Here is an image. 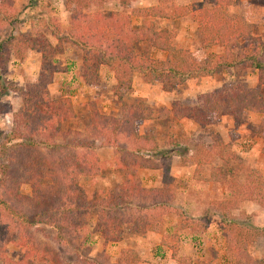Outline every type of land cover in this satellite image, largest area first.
I'll list each match as a JSON object with an SVG mask.
<instances>
[{
    "label": "trees",
    "instance_id": "16d2710c",
    "mask_svg": "<svg viewBox=\"0 0 264 264\" xmlns=\"http://www.w3.org/2000/svg\"><path fill=\"white\" fill-rule=\"evenodd\" d=\"M38 1L27 0L26 10L35 15L28 17L30 32L22 33V20L27 19L15 11L13 2L0 0V98L13 87L22 101V109L13 116V126L8 132H0V264H57L60 254L42 242L54 241L67 254L76 238L86 231L87 220L93 214H96L94 230L104 245L120 241L125 230L129 235L155 233L162 235L161 244L171 251L178 264H191L190 258L178 256L176 243L166 245L163 217L176 213L183 229L203 234L213 213L204 210L196 227L195 220L179 210L167 160L173 155L182 158L187 153L179 150L181 144L172 135L173 151H161L157 138L139 135L137 125L170 117L207 125L219 115L240 116L244 111L264 113L260 92L264 86V42L253 41L251 25L243 16L229 14L236 0H202L177 8L171 15L160 6L128 13L130 0H61L70 13L66 29L54 17L43 19L37 15ZM111 4L119 9L106 13L105 6ZM189 14L197 26L201 47H217L222 50L221 54L198 60L189 50L175 44L176 34L172 30H157L153 22L156 18L180 19ZM133 16L142 19L139 27L133 25ZM34 18L42 20L41 29L33 22ZM48 35L55 40V45ZM240 39L252 42L239 48ZM69 45L82 53L80 76L86 84H97L103 67L112 72L113 95L119 101H123V92L131 93L135 73L169 91L187 80L241 67L258 72V84L253 89L245 87L229 92L217 89L201 95L199 108L153 110L143 100L130 98L124 104L126 111L119 117L106 116L94 109L87 139L81 138L77 145L67 146L69 153L65 154L64 149L58 148L56 139L61 125L75 117L72 103L68 98L49 99L46 90L60 70L56 57ZM139 45L164 53L165 59L157 61L148 54H140ZM30 50L40 54L36 80L25 87L4 85L2 76L11 59L23 62ZM3 113L0 104V115ZM88 139L100 146L113 147L119 154L116 169L121 183L101 199L88 198L80 184L82 177H96L102 172V163L96 155L98 146ZM203 146L191 151L195 165L193 178L232 184L230 179L236 180L237 176L224 172V167L237 160L231 146L216 135L206 150ZM216 162L222 166L217 167ZM158 164L163 179L161 189H143L138 171ZM206 168L210 171L207 179L203 177ZM23 184L30 186V197L20 193L19 187ZM220 213V233L231 260L235 264H262L250 256L248 246L264 237L263 227L254 217L242 224ZM10 245L24 251L18 262L7 257ZM139 263L134 250H121L118 264Z\"/></svg>",
    "mask_w": 264,
    "mask_h": 264
},
{
    "label": "rangeland",
    "instance_id": "374dc122",
    "mask_svg": "<svg viewBox=\"0 0 264 264\" xmlns=\"http://www.w3.org/2000/svg\"><path fill=\"white\" fill-rule=\"evenodd\" d=\"M201 1L130 0L126 12L131 13L136 9L149 6H160L171 15L177 8ZM10 2L14 3L15 11L21 12L22 19H27L25 22L22 20L20 31L30 32V18L35 14L26 10L27 0H10ZM118 9L117 5L111 4L106 5L104 11L110 13ZM35 13L41 15L43 19L54 17L63 29L69 26L70 13L64 9L61 0H39ZM229 14L243 16L247 24L251 25L253 41L259 39L264 42V0H236L235 5L229 9ZM193 19V16L189 14L180 19L156 18L153 22L157 30H172L176 34L175 44L189 50L198 60L221 54L222 50L217 47L211 49L201 47L197 26ZM33 22L39 29L43 27L42 20L34 18ZM132 23L135 27H139L142 19L133 16ZM48 39L53 41L49 35ZM251 42V40L240 39L239 48H244ZM53 43L56 44L55 40ZM138 52L143 55L148 54L150 58L157 61L165 59L164 53L147 45H139ZM81 54L71 45L65 47L64 52L56 57L59 73L54 76L46 90L49 99L68 98L72 103L74 120L61 125L59 137L56 139L58 148L64 149L62 152L65 154L69 153L67 146L77 145L81 138L87 139L91 124V111L94 109L106 116L119 117L126 111L124 104L128 103L130 98H139L154 110L199 108L201 107L199 100L201 95L212 93L217 89L222 92L242 90L245 87L253 89L258 84V72L241 67L223 70L202 79L187 80L184 84L169 91H164L159 83H149L142 74L135 73L132 77L131 93L123 92V101H119L113 95L115 82L112 72L107 68L100 69L101 77L97 84L88 85L82 80L80 76ZM39 66L40 54L35 50H30L23 62L11 59L3 73L2 81L4 85L25 87L36 80ZM12 89L13 87L9 89L11 92H7V95L0 98L1 107L4 109V113L0 115L1 133L9 131L14 124L13 116L22 109L21 98ZM260 92L264 99V86L260 88ZM263 124L264 113L244 111L240 116L219 115L207 125H200L193 120H178L170 117L165 121L139 123L137 129L141 133L154 135L162 148H168L169 135L172 133V137H175L181 144L180 151L183 154L187 153L182 159L183 163L176 157L169 162L175 175L173 176L177 196L175 204L180 206L179 210L184 212L188 218L197 219L201 217L204 210L210 214L217 210L225 213L228 219L237 220L242 224H246L247 220L254 217L255 222L264 229ZM215 135L231 145L237 159L230 166L224 167V172L237 176L236 180L230 179L232 184L228 186L225 183L198 181L192 177L194 163L191 151L203 145L206 150V146L212 143ZM88 140L95 144L91 139ZM95 145L98 146V143ZM114 156L109 150L102 151L101 159L106 161L103 162L105 168L102 174L96 178H84L80 183L89 198L101 199L107 190L117 184L116 181L120 176L114 164L109 162ZM181 164L186 168L180 169ZM216 165L221 167L219 162H216ZM209 172V168H206L204 176L207 177ZM141 179L145 186L153 187L159 184L160 175L157 172L143 171ZM19 191L23 196H31V188L28 184L20 185ZM165 216L163 238L167 246H173L176 243L178 256L191 257L192 264H235L225 251L218 217H213L215 215L210 217L205 227L206 237L210 239L203 243V235L183 229L181 222L177 223L175 215ZM95 223L96 214H93L87 220L86 231L76 238L72 247L67 250V254H65L66 250L54 241L45 242L43 240L42 244L60 254L57 264H118L121 249L134 250L140 257V264H176L171 257V252L161 244L162 236L151 234L145 237L141 235L136 241V237H128V234L124 236L125 241L123 239V242L108 244L105 247L101 236L94 230ZM193 224L196 227L200 225L198 222H193ZM124 234H127L126 230ZM142 237L145 239L143 240ZM7 251L8 259L14 262H18L24 252L11 245L7 246ZM248 252L253 259L261 260L264 264V237L250 244Z\"/></svg>",
    "mask_w": 264,
    "mask_h": 264
},
{
    "label": "crops",
    "instance_id": "0c3cea01",
    "mask_svg": "<svg viewBox=\"0 0 264 264\" xmlns=\"http://www.w3.org/2000/svg\"><path fill=\"white\" fill-rule=\"evenodd\" d=\"M19 62V61H18ZM225 70H227V69H225ZM115 82V81H114ZM146 103V102H145ZM161 109H163V108H161ZM161 109H158V110H161ZM167 109H169V108H167ZM154 110V109H153ZM72 120H74V118L72 119ZM163 121H165V120H163ZM144 122H155V121H144ZM143 122V123H144ZM142 123V122H141ZM137 133L139 134V135H150V134H146V133H141V132H139L138 131V129H137ZM172 134V133H171ZM171 134L169 135V145H168V148H162L161 147V145H160V150L161 151H163V150H168V151H173V149L171 148ZM152 135V134H151ZM174 139H175V137H174ZM158 140V139H157ZM175 140H177V139H175ZM178 141V140H177ZM159 142V141H158ZM160 144V143H159ZM226 144H229V143H226ZM230 145V144H229ZM231 146V145H230ZM105 150H109V151H111L115 156L111 159V161H109L110 163H113L114 164V168H116V163H117V158H118V156H119V154L115 151V149L113 148V147H110V146H100V145H98V147H97V149H96V155H97V157H98V159L100 160V162L102 163V172H103V170H104V163L103 162H106V161H102V159H101V154H102V151H105ZM179 150H180V148H179ZM174 157H176V158H178L179 160H181V163H183L182 162V159H183V157L182 158H180L179 156H177V155H173L172 157H170L168 160H167V164L169 165V169H170V176H171V178L173 179V184H174V177L173 176H175L174 175V173H173V170H172V168H171V166H170V160H172V158H174ZM194 163V162H193ZM220 163V162H219ZM220 166H222V163H220ZM180 169H184V168H186L185 167V165H183V164H181L180 165V167H179ZM194 168H195V165H194ZM117 170V169H116ZM146 172V171H149V172H157L159 175H160V181H159V184L158 185H156V186H153V187H147V186H145L144 184H143V182H142V179H141V172ZM102 172H101V174H102ZM117 172H118V174H119V176H120V178L119 179H117V184L113 187V188H115L117 185H119L120 183H121V175H120V172L117 170ZM100 174V175H101ZM138 174H139V177H140V181H141V187L143 188V189H147V190H152V189H161V187H162V184H163V179H162V172H161V169H160V164H158L155 168L154 167H151V168H146V169H140L139 171H138ZM193 174H194V171H193ZM205 174V173H204ZM204 174H203V177L205 178V179H207L208 178V176H209V174L207 175V177H205L204 176ZM99 175V176H100ZM96 177H98V176H96ZM96 177H82V179H81V182L80 183H82V180L84 179V178H96ZM193 177V176H192ZM81 187L83 188V186H82V184H81ZM173 187L175 188V186L173 185ZM113 188H111V189H113ZM111 189H109V190H111ZM84 190V189H83ZM109 190H107V192L109 191ZM107 192L101 197V198H103V197H105L106 196V194H107ZM86 193V192H85ZM177 197V196H176ZM89 198V197H88ZM176 202H177V199H176ZM173 215H175L176 217H177V223H178V219H179V216H177V214L176 213H174ZM212 215H215V216H213V217H218L219 218V227H220V219H221V213H220V211H215ZM211 215V216H212ZM166 216H164L163 217V227L165 226V223H164V218H165ZM200 218H197V219H194L195 220V222H201L200 220H199ZM203 223V222H202ZM94 227H95V225H94ZM206 231L203 233V234H201V235H203V237H202V239H203V243L205 242V241H207L208 239H210L208 236L206 237ZM151 234H154V235H159V234H155V233H150V232H148V233H146V234H142V236L143 235H145V237H149ZM196 234V233H195ZM125 235H128V233L127 234H124L123 236H122V239L120 240V241H118V242H114V243H108V244H115V243H120V242H123V241H125V239H124V236ZM199 235V234H198ZM136 237L135 238V240L137 241V239H139V236H141V235H128V237ZM160 236H162V235H160ZM124 239V240H123ZM142 239L144 240L145 238L144 237H142ZM123 240V241H122ZM107 244V245H108ZM103 245H104V243H103ZM107 245H104L105 247L107 246ZM168 249V248H167ZM121 250H123V249H121ZM169 250V249H168ZM170 251V250H169ZM121 252V251H120ZM171 252V251H170ZM139 256V255H138ZM171 257H172V254H171ZM180 257V256H179ZM183 258H190L191 259V264L193 263V261H192V258L191 257H183ZM139 259H140V257H139ZM173 259V258H172ZM118 260H119V258H118ZM118 260H117V263H118ZM173 261L176 263V264H178V262L175 260V259H173ZM141 263V262H140ZM139 263V264H140Z\"/></svg>",
    "mask_w": 264,
    "mask_h": 264
}]
</instances>
